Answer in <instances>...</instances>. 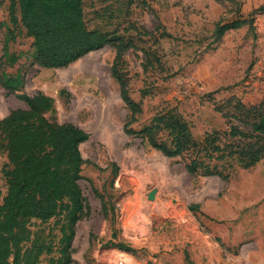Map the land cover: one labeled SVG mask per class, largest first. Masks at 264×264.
<instances>
[{"label":"rangeland","instance_id":"1","mask_svg":"<svg viewBox=\"0 0 264 264\" xmlns=\"http://www.w3.org/2000/svg\"><path fill=\"white\" fill-rule=\"evenodd\" d=\"M11 1L0 0V74L20 75L24 85L12 93L0 85V117L27 107L20 94L41 91L53 101L48 117L90 133L80 144L88 160L80 184L91 212L73 226L71 264H189L186 252L195 264H264V157L250 167H230L225 179L202 169L190 172L192 149L170 157L146 137L126 133L130 111L112 75L115 47L105 45L66 66H42L17 4L11 17ZM262 6L264 0H84L89 27L137 45L119 62L131 95L142 105L131 127L140 129L156 113L175 107L201 141L206 132L230 128L229 119H235L224 114L235 112L238 100L258 104L264 98ZM219 20L240 23L217 37ZM157 138L168 142L170 135L164 130ZM204 154L205 149L200 157L208 161ZM214 163L223 166L221 159ZM9 164L0 137V200ZM97 192L114 204V222L112 212L102 213ZM67 222L63 212L27 224L47 236L55 244L52 255H58L60 228ZM142 223L143 231L134 227ZM114 228V240L139 250L104 245ZM49 256L39 264H47Z\"/></svg>","mask_w":264,"mask_h":264},{"label":"trees","instance_id":"2","mask_svg":"<svg viewBox=\"0 0 264 264\" xmlns=\"http://www.w3.org/2000/svg\"><path fill=\"white\" fill-rule=\"evenodd\" d=\"M16 4L20 21L33 38L37 62L42 66H66L105 45L115 47L112 75L118 80L120 95L130 111L123 126L126 133L146 137L153 147L170 157L192 149L195 155L186 164L190 172L202 169L207 175L217 174L225 179L231 175V171H227L230 167L236 164L250 167L264 157V98L249 106L238 100L235 112L224 114L235 119H229L230 128L206 132L201 141L193 135L189 122L175 107L156 113L140 129L132 128L142 112V105L131 95L119 62L129 48H137L134 40L89 27L84 0H12L10 14L13 19L16 18ZM239 23L234 20L227 25L219 20L216 36ZM2 25L0 22V29ZM130 27L136 28L135 25ZM166 34L170 35L168 31ZM4 49L7 55V47ZM0 85L12 93L20 90L24 81L20 75L3 72ZM20 97L27 107L14 108L0 117V137L10 162L3 169L7 191L0 200V264H39L44 254L50 255L47 264H71L73 226L91 212L80 184L83 164L88 161L80 144L90 133L73 122L48 117L46 112L52 108L53 101L45 93L38 91L33 95L20 94ZM164 130L170 135L168 142L157 138ZM203 149L208 161L200 157ZM213 159L223 160V166L212 164ZM97 193L101 197L102 213L108 216L112 212L114 222V204ZM63 212L67 213L68 222L60 228L58 255H52L55 244L48 241L47 236L32 232L27 222L32 218L48 221ZM116 232L114 228L113 237L104 245L133 253L139 250L126 241L114 240ZM186 259L189 264H195L188 252Z\"/></svg>","mask_w":264,"mask_h":264},{"label":"bare ground","instance_id":"3","mask_svg":"<svg viewBox=\"0 0 264 264\" xmlns=\"http://www.w3.org/2000/svg\"><path fill=\"white\" fill-rule=\"evenodd\" d=\"M134 225H135V226H134L135 228L140 229V230H142V231H143V230L145 229V227H146V224H143V223H142L141 225H138V224H134Z\"/></svg>","mask_w":264,"mask_h":264},{"label":"water","instance_id":"4","mask_svg":"<svg viewBox=\"0 0 264 264\" xmlns=\"http://www.w3.org/2000/svg\"><path fill=\"white\" fill-rule=\"evenodd\" d=\"M154 195H155V192H154V191H152V192L150 193V197H151V198H153V197H154Z\"/></svg>","mask_w":264,"mask_h":264}]
</instances>
